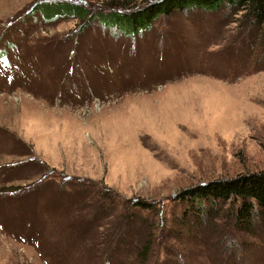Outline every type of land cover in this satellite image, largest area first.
Returning a JSON list of instances; mask_svg holds the SVG:
<instances>
[{"label": "rangeland", "instance_id": "1", "mask_svg": "<svg viewBox=\"0 0 264 264\" xmlns=\"http://www.w3.org/2000/svg\"><path fill=\"white\" fill-rule=\"evenodd\" d=\"M44 1L88 15L45 21L35 12ZM150 1L0 0V46H9L0 64V264H100L109 255L113 264H218L230 240L244 264H264V221L242 231L225 202L200 232L196 213L183 221L185 204L174 201L184 188L264 170V66L253 34L243 11L160 15L134 38L95 17ZM185 226L193 258L175 254L184 247L169 236Z\"/></svg>", "mask_w": 264, "mask_h": 264}, {"label": "trees", "instance_id": "2", "mask_svg": "<svg viewBox=\"0 0 264 264\" xmlns=\"http://www.w3.org/2000/svg\"><path fill=\"white\" fill-rule=\"evenodd\" d=\"M35 6V12H38L45 21L65 14L80 18L88 15V10L85 7L66 1H44ZM196 9L202 12L226 10L234 14L243 11L245 27H249L248 30L253 34L252 43L256 45L254 51L258 50L259 56L257 57H261L258 61L255 58L254 62L264 66V0H154L128 11L97 12L95 17L104 27H108V29L114 27L113 30L117 35L122 34L134 38L137 33L149 29L153 21L160 15L169 16L175 12L185 14ZM6 44L0 46V64L4 63L7 57L9 46ZM174 201L185 204L183 221H187L190 212L193 213L192 216L196 213V220L191 221L194 225L198 224L197 231L204 230L202 225L206 224L207 227V223H210L209 221L213 213L217 211L219 204L228 202L235 225L242 231L251 232L255 222L264 221V170L241 173L228 178H215L184 188L175 194ZM134 207L155 209L153 204L143 200L135 201ZM131 216L132 219L135 218L138 221V224L147 222L146 218L142 216H138V218L137 215L131 214ZM135 220H132V223ZM190 233L191 230L185 226L183 229L175 230L173 235L171 233L169 235L184 247L180 250L184 253H175L180 255V258L186 254L189 255V258L197 256L193 250V242L196 239ZM123 238H120L119 241H122ZM191 240L193 242H190ZM227 243L229 245L227 256L219 258L218 264H244L241 259L242 254L238 252L240 250L234 246V243H231V240ZM187 246L191 250H188ZM142 250L143 252H139V255H144L147 248L143 247ZM180 260L183 262L184 258ZM100 264H113L111 255L103 257Z\"/></svg>", "mask_w": 264, "mask_h": 264}]
</instances>
